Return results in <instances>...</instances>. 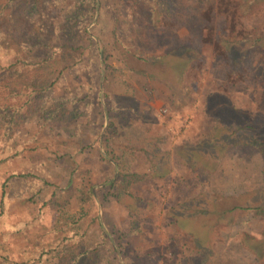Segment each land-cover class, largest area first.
<instances>
[{
	"label": "rangeland",
	"instance_id": "obj_1",
	"mask_svg": "<svg viewBox=\"0 0 264 264\" xmlns=\"http://www.w3.org/2000/svg\"><path fill=\"white\" fill-rule=\"evenodd\" d=\"M157 2L1 19L0 264H264V0Z\"/></svg>",
	"mask_w": 264,
	"mask_h": 264
},
{
	"label": "trees",
	"instance_id": "obj_2",
	"mask_svg": "<svg viewBox=\"0 0 264 264\" xmlns=\"http://www.w3.org/2000/svg\"><path fill=\"white\" fill-rule=\"evenodd\" d=\"M154 1H155V4L158 5V2H157L158 0H154ZM241 1L245 7V10H249V8L257 0H241ZM43 2L44 0H0V32H1V19H2V22H6L7 19L16 15V13H18V9H20L19 5L25 8L24 15L27 17L31 15L38 7H40L43 4ZM262 126H264V121L262 123ZM260 127L252 126L251 124L247 123L243 126H240L241 129L239 130H242V129L259 130ZM235 130H237V128H235ZM212 145H213L212 147L216 148V145L214 144ZM263 145L264 144L259 145L258 147H259V150L261 151V155L264 157V146ZM220 149L222 150L223 146H221ZM205 169H209L208 166L205 167ZM2 195H4V192H2ZM245 209H249V208L247 206L244 207L241 205L234 204L231 207L224 209L223 212L232 213L233 211H242ZM255 210L259 212H264V207H261V208L256 207ZM203 211L205 213H208L207 210H203Z\"/></svg>",
	"mask_w": 264,
	"mask_h": 264
}]
</instances>
